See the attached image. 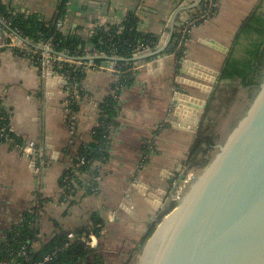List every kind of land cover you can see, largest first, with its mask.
Wrapping results in <instances>:
<instances>
[{
  "label": "crops",
  "instance_id": "0c3cea01",
  "mask_svg": "<svg viewBox=\"0 0 264 264\" xmlns=\"http://www.w3.org/2000/svg\"><path fill=\"white\" fill-rule=\"evenodd\" d=\"M181 1L68 0L61 30L89 41L96 26L120 24L134 12L138 30L160 39L163 32L177 25L179 12L176 13L183 9ZM193 1L187 8L198 4L192 9L191 16L195 17L202 11L204 0ZM1 2L12 13L34 14L53 24L60 0ZM252 14L264 17V0H218L215 14L192 26L183 46L178 44L180 27L176 26L171 40L173 50L165 58L163 73L149 74L141 60H131V65L141 66L129 73L131 82L119 92L120 109L108 136L109 157L100 166L99 190L97 194L81 190L69 200L62 197L60 177L74 161L80 142L90 141V131L100 122L101 104L112 94V85L119 76L88 67L83 78L87 96L83 95L75 105L74 136L68 126L64 87L59 82L47 86L40 68L20 48L1 46L13 32L8 20L0 17V98L11 115V130L24 143L34 142L42 155L37 159L0 144V244L23 220L28 208L38 203L36 224L40 236L36 249L56 235L90 228L97 218L102 220V230L96 253L105 264H129L151 223L119 210L124 194L137 180L158 187L166 175L176 181L174 174L179 164L181 170L189 167L186 159L194 134L167 122L175 89L172 54L182 47L194 64L217 70L229 55L236 57L234 51L243 37L240 29ZM90 48L88 44V52ZM88 52L80 58L91 61ZM218 82L225 81L219 77ZM150 144L155 151L148 148ZM148 151L152 153L146 158ZM32 162H36L35 167ZM139 204L150 213L156 206L149 198L140 199Z\"/></svg>",
  "mask_w": 264,
  "mask_h": 264
},
{
  "label": "water",
  "instance_id": "95a60500",
  "mask_svg": "<svg viewBox=\"0 0 264 264\" xmlns=\"http://www.w3.org/2000/svg\"><path fill=\"white\" fill-rule=\"evenodd\" d=\"M193 2H180L183 9L176 13L179 12L176 26L181 27L191 19L192 9L198 4L187 6ZM176 26L163 32L158 46L150 52L133 58L146 62L149 74L163 73L165 58L173 50L171 40ZM21 42L19 39L18 43ZM180 48L172 54L175 89L167 122L195 136L223 62L212 70L191 62L187 49ZM62 56L71 57L67 52ZM101 64L110 66L107 61ZM44 78L47 86L65 82L51 70ZM252 93L178 203L158 219L141 245L136 264H264V68ZM195 94L204 96L200 98L203 105L199 110L187 101L199 99ZM31 165L35 167L36 162ZM181 168L179 164L174 176ZM180 179L184 175L180 174L176 181L166 175L158 187L137 180L118 208L131 217L153 223L168 192L176 189ZM142 198L153 199L156 204L153 213L139 204Z\"/></svg>",
  "mask_w": 264,
  "mask_h": 264
},
{
  "label": "trees",
  "instance_id": "16d2710c",
  "mask_svg": "<svg viewBox=\"0 0 264 264\" xmlns=\"http://www.w3.org/2000/svg\"><path fill=\"white\" fill-rule=\"evenodd\" d=\"M67 2L68 0H60L59 5L57 6L58 18L63 19ZM217 6L214 8L213 14H215V12L217 11ZM0 17L9 21L10 29L18 30L23 37L28 38L29 40H32L34 42H44L47 39H50L49 43L53 46L54 51L58 54L62 52H67L71 57L83 56L86 52H88V44L90 45V47L96 46L102 50H110V47H106L103 44L99 43V39L103 41L107 40L105 33L101 31L100 28L96 29L95 34L92 35L89 41H84L83 39H81L80 36H77L76 34H65L62 30L55 28L52 23H45L44 21H41L37 15H23L12 13L1 2V0ZM121 25L122 30L119 34L116 33L117 25L111 26V31L113 32V34H115V38L112 42H108V45L114 43L118 47L119 55L123 57V61H121V63H124V65L131 64L133 52L139 44H149L150 42H154L153 44H150V46L153 47L155 43L159 40L158 36L152 34H143L138 30V17L134 12L129 13L121 22ZM239 34L248 35L250 39L248 46L244 49V53L246 56L243 59H237L232 54L229 55L226 58L222 67L220 80H239V86L247 89L248 95L249 97H251L255 86H257L259 83L260 76L264 68V17L252 14L242 25ZM186 37L185 39H187ZM94 62L96 64H100L99 59H95ZM66 66H68V64H66ZM68 69L69 75L71 77L76 76V78L78 79L83 80L86 74V71L83 69L82 66L76 67L71 65L68 66ZM129 79L130 75H128L126 79H124L122 76H119L118 80L114 81L112 88H117L118 92H121L122 88L127 86L131 82ZM216 88H214L207 101L206 113L202 116L198 130L195 134L193 144L190 147V151L186 160V165H188L189 167H201L203 164H205L206 161L210 158L211 151L214 150V146L220 141V137L215 129V122H213L212 124H208L206 121L207 112H209V109L214 104L213 100L215 99L214 92ZM235 91H237V89H233L232 96L236 93ZM77 101L74 103L73 106L74 111L76 109L75 105ZM112 102V95H109L100 107L101 112H103L104 110V112L106 113L105 117L101 113L100 119H104V122L111 121V129L104 132L98 126L94 127L90 131V141L80 142V147L77 155L74 158V161L68 168L64 170V172L70 171L73 174V179L79 184L81 183V179L83 177L84 181L88 180V182H94L95 178L98 177L99 180H95L94 182L96 184V189L86 190L87 193L97 194L100 186V166L103 165L109 157V154L107 152L108 136L111 133V130L113 129L115 124L114 117L120 109V106L117 110L111 108L110 104ZM231 103L232 101L230 100L222 109H224L225 111H229L228 107ZM5 113L7 118L6 124L8 125V131L10 129V135L14 138V140H16V142L23 144V140L19 136H17L10 128V113H8L6 110ZM233 122L234 120L231 121V125L233 124ZM75 129L76 130L74 132V136L77 133L76 125ZM149 153L151 154L152 152L148 151L146 158L150 157ZM78 155H84L86 157L87 162L84 165L77 166L76 158ZM96 162H98V166ZM80 170H85L88 175L82 177V174H78ZM63 174L60 177L61 188L63 186ZM27 217L28 216L26 212L24 218L26 219ZM30 217L33 218V216ZM98 223L101 224V227H94ZM86 230H92L99 238L101 236L102 220L97 218L94 219L92 226ZM86 230L77 231L75 233L79 235ZM152 230L153 227H150L143 240H145L150 235ZM20 232L22 236L26 235L31 239H34V236L32 234V228L27 222V220L24 221V223L22 224ZM11 234L12 233H10L7 237L11 236ZM65 241V234L56 235L34 253L35 258L47 252L53 251L56 247L61 246ZM9 242L11 245H13L15 241L10 240ZM142 244L143 243H141V245ZM92 254H94V257L92 259H89L88 257H90V255ZM93 260L103 261V258L96 253L95 248H87L81 242H75L71 244L67 249L60 252L52 264H79L84 262L89 263Z\"/></svg>",
  "mask_w": 264,
  "mask_h": 264
},
{
  "label": "built area",
  "instance_id": "2783aa9c",
  "mask_svg": "<svg viewBox=\"0 0 264 264\" xmlns=\"http://www.w3.org/2000/svg\"><path fill=\"white\" fill-rule=\"evenodd\" d=\"M217 2L218 0H204L202 4V11L195 17L191 16V19L180 27V31H179L180 39L178 41V44L180 46L184 45V42L186 40L185 37L187 36L192 26L202 21L203 19L212 16L214 8L217 6ZM52 25L55 28L61 30L62 19L56 17ZM97 28H100V30L103 31L107 37L106 41L99 39V43L103 44L106 47H110L109 51L99 49L96 46L91 47V49L89 50L88 52L89 57H91V59L93 57H97V59L100 60V64H96L94 62L95 60L88 61L86 59L80 58L82 56H78L77 58L74 57L64 58L62 55L65 54L66 52H62L59 54L56 53L54 51L53 46L49 43L50 39H47L44 42L35 43L29 40L28 38L23 37L20 34V32L16 29H11L13 32V36H9V41H6L5 43L1 44V46L20 48L24 53H26L27 55H29V57L33 59L34 63L40 68L41 74L43 76L47 71L51 70L55 72L57 76L62 78V80L65 81L64 83L61 84L64 87V93L66 94L64 105L66 107L65 111L67 113L68 126L71 133H74L76 130L75 129L76 117L73 110L74 103L83 95L87 96V92H85L84 90L82 79H78L76 78V76L71 77L69 75L68 66L71 65L76 67L82 66L85 71L88 69V67H97L98 69H105L115 72L118 76H122L124 79L128 77L130 72L137 70L141 66V65H131V64L124 65V63H121V61H123V57L119 55L118 47L114 43L108 45V42H112L115 38V34H113V32L111 31L112 28L111 25L103 24L96 26V28H94L92 35L95 34ZM121 30H122L121 23L117 24L116 33L119 34ZM19 39H22L21 43H18ZM159 40L155 43L153 47H151L150 44H153L154 42H150L149 44H139L135 48L131 60H133L134 57L150 52L152 48L158 46ZM102 61L109 62L110 66L109 67L103 66L101 64ZM148 62H154V60ZM141 63L142 66H145L146 62L141 61ZM66 64H68V66H66ZM111 95L113 98V102L110 104V107L117 110L120 103V95L118 89L117 88L113 89ZM102 115L104 117L106 116L104 110L102 112ZM6 119H7L6 113L4 110L2 100L0 98V144H8L12 148H17L22 152L31 155L32 157H35L37 159L41 158L42 155L40 152H38L35 149L34 142L31 141L20 144L16 142V140H14V138L10 135V129L8 131V125L6 124ZM97 126L102 131L105 132L111 129L112 122L111 121L104 122V119H100V122L98 123ZM148 148H150L151 151L152 150L155 151L153 144H150ZM76 160H77V166L84 165L87 162L86 157L84 155H78ZM97 163L98 162H96V164ZM78 174H82V177L88 175L85 170H80ZM72 175L73 174L70 171H65L62 176L63 186L61 188V191L64 200L65 199L69 200V198L74 196L76 192H79L81 190L86 192V190L96 189V185L94 182L95 180L96 181L99 180L98 177L95 178L94 182H88V180L84 181V177H83L81 179V183L79 184L73 179ZM37 204L38 203H36L35 206H31L30 208H28L27 210L28 217L26 219L23 218V220L11 232L12 233L11 236L6 237V239L1 242L0 264H52L60 252L67 249L71 244L75 242H81L87 248L96 247L98 242V237L92 230H86L79 235L76 234L75 232H66L65 233L66 241L61 246L56 247L51 252H47L35 258L34 253L37 250H39L35 248L36 247L35 243L38 241L40 236L36 224L37 217L40 215L39 205ZM30 216H33V218ZM26 220L32 228V234L34 236V239H31L26 235L22 236L20 232L21 226ZM94 227L100 228L101 224L98 223ZM10 240L15 241L13 245L10 244L9 242ZM79 264H105V262L93 260L89 263L84 262Z\"/></svg>",
  "mask_w": 264,
  "mask_h": 264
},
{
  "label": "rangeland",
  "instance_id": "374dc122",
  "mask_svg": "<svg viewBox=\"0 0 264 264\" xmlns=\"http://www.w3.org/2000/svg\"><path fill=\"white\" fill-rule=\"evenodd\" d=\"M240 44H237V48L234 51V54L237 59H243L246 55L244 53V49L248 46L250 39L248 35H243L241 38ZM233 55V54H232ZM217 86H214L215 89V99L213 106L209 109V112H207V123L212 124L215 122L216 124V132L219 135L220 139H222L225 134L227 133L229 127L231 126V121L234 120L239 116V114L243 111L244 106L247 104L249 100L248 90L245 88H242L239 86V80L235 81H225L223 83L217 82ZM233 89H237L235 91L236 93L232 96ZM214 90V89H213ZM222 91V92H221ZM222 97V98H221ZM202 99H204V96H201ZM209 99V98H208ZM232 101V103L229 105V111H225L222 109L229 101ZM204 114L206 113V106L204 108ZM226 112V113H225ZM195 138V136H194ZM194 138L192 139V143L194 141ZM190 145V147H191ZM190 148L188 149L189 154ZM214 150L211 151L213 153ZM188 157V155H187ZM187 160V159H186ZM187 168V167H186ZM200 171V167L196 166L193 168H187L185 170H181L177 173V180L180 177V174L184 175V179H180L178 182V185L176 189L167 194V199L165 200L163 207L158 211V215L156 217V221L151 223L150 227L155 226L158 219L164 215L168 210H170L174 205H176L179 201V198L181 195L185 192L187 187L189 186L190 182L194 179V177L198 174ZM146 240V239H145ZM145 240H142V243L145 242ZM141 251V246L138 248V250L134 253L133 257L131 258V261L129 264H136L137 258L139 256V253Z\"/></svg>",
  "mask_w": 264,
  "mask_h": 264
},
{
  "label": "bare ground",
  "instance_id": "6f19581e",
  "mask_svg": "<svg viewBox=\"0 0 264 264\" xmlns=\"http://www.w3.org/2000/svg\"><path fill=\"white\" fill-rule=\"evenodd\" d=\"M182 98V97H181ZM184 100H186V98L184 99ZM187 101H189V102H192V104H193V109H201V107H202V105H203V101H202V99H193V100H190V99H188Z\"/></svg>",
  "mask_w": 264,
  "mask_h": 264
},
{
  "label": "flooded vegetation",
  "instance_id": "af4514ba",
  "mask_svg": "<svg viewBox=\"0 0 264 264\" xmlns=\"http://www.w3.org/2000/svg\"><path fill=\"white\" fill-rule=\"evenodd\" d=\"M210 97V96H209ZM201 122V121H200Z\"/></svg>",
  "mask_w": 264,
  "mask_h": 264
}]
</instances>
